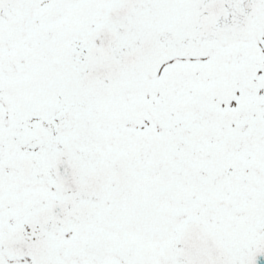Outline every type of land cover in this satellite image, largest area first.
<instances>
[{"label": "snow or ice", "instance_id": "obj_1", "mask_svg": "<svg viewBox=\"0 0 264 264\" xmlns=\"http://www.w3.org/2000/svg\"><path fill=\"white\" fill-rule=\"evenodd\" d=\"M0 264H264V0H0Z\"/></svg>", "mask_w": 264, "mask_h": 264}]
</instances>
